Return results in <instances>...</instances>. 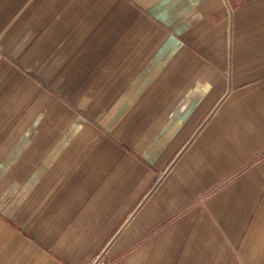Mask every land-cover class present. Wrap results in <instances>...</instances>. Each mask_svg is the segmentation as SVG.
Here are the masks:
<instances>
[{
	"label": "crops",
	"instance_id": "crops-1",
	"mask_svg": "<svg viewBox=\"0 0 264 264\" xmlns=\"http://www.w3.org/2000/svg\"><path fill=\"white\" fill-rule=\"evenodd\" d=\"M264 264V0H0V264Z\"/></svg>",
	"mask_w": 264,
	"mask_h": 264
},
{
	"label": "rangeland",
	"instance_id": "rangeland-1",
	"mask_svg": "<svg viewBox=\"0 0 264 264\" xmlns=\"http://www.w3.org/2000/svg\"><path fill=\"white\" fill-rule=\"evenodd\" d=\"M103 264H113V262H111V260L106 262L104 261Z\"/></svg>",
	"mask_w": 264,
	"mask_h": 264
}]
</instances>
